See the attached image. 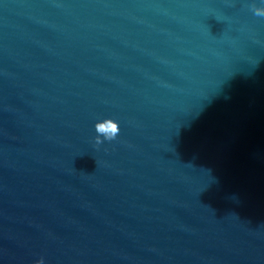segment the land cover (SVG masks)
<instances>
[{"label": "water", "instance_id": "water-1", "mask_svg": "<svg viewBox=\"0 0 264 264\" xmlns=\"http://www.w3.org/2000/svg\"><path fill=\"white\" fill-rule=\"evenodd\" d=\"M253 5L0 0V264H264Z\"/></svg>", "mask_w": 264, "mask_h": 264}, {"label": "clouds", "instance_id": "clouds-1", "mask_svg": "<svg viewBox=\"0 0 264 264\" xmlns=\"http://www.w3.org/2000/svg\"><path fill=\"white\" fill-rule=\"evenodd\" d=\"M252 10L257 17H264V6L253 5ZM95 131L97 133L95 138L96 144L100 145L104 143L105 140H115L121 132V127L115 119L106 118L95 124ZM36 264H45V261L41 258Z\"/></svg>", "mask_w": 264, "mask_h": 264}]
</instances>
